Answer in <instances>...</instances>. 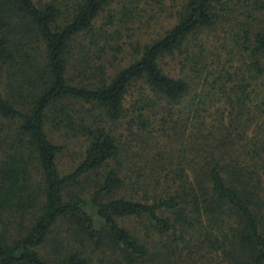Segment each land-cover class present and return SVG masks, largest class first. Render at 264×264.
Instances as JSON below:
<instances>
[{"label":"trees","instance_id":"obj_1","mask_svg":"<svg viewBox=\"0 0 264 264\" xmlns=\"http://www.w3.org/2000/svg\"><path fill=\"white\" fill-rule=\"evenodd\" d=\"M169 1L0 0V264H264V0Z\"/></svg>","mask_w":264,"mask_h":264},{"label":"rangeland","instance_id":"obj_2","mask_svg":"<svg viewBox=\"0 0 264 264\" xmlns=\"http://www.w3.org/2000/svg\"><path fill=\"white\" fill-rule=\"evenodd\" d=\"M179 1L180 0H178V2ZM175 11H176V7H174L172 3L169 0H167L166 10L157 11L155 17L152 19L150 18L149 15H146L144 18H142L141 24L146 23L147 21H149V23L147 25L142 26L140 30L143 31L146 28L149 27L151 28L148 30L147 33L144 32L142 35H140L139 38H141L142 41L148 40L149 38H151L152 32L153 34H155L156 32L164 31L165 29L170 27L175 21ZM124 59L125 61L122 62L123 64L129 60V57L126 56ZM174 66L175 65L173 59L170 58V56L165 57L164 59L161 60V67L167 73L174 75L175 74ZM3 77H4L3 82L5 84L7 78H5V75ZM139 87H142V84L138 83L134 87L135 91L134 93L132 92L130 93L129 100H131L132 97H134L133 95L137 94V90L139 89ZM73 104L76 105V108H80L81 110L89 109L88 108L89 106L83 104L82 102L81 103L73 102ZM127 120L128 118H124L121 120L120 123H116L117 126H113V129L116 132V136L120 138H124L127 135V130H128ZM46 129L48 131L50 140L53 143L59 144L63 147L62 151L58 155L57 164H58V169L62 175L68 174L77 166V164L83 158L84 151L87 146V141L83 136H74L72 135V133L68 132L67 129H65L64 127L60 125L54 126L51 122L50 124H47ZM89 190L90 189L87 188L86 190L87 193ZM87 211L89 212L90 216L92 217L93 221L98 227L100 225V220L98 219L96 214L93 212L92 209H87ZM133 228L140 229L141 226L138 223ZM58 232L60 236L59 239H63L65 237L68 238V240L66 241H70L72 239L67 231V226L65 223H61L59 225ZM71 247L79 248L77 244H72V243L70 248ZM47 250H48L47 253L48 257L51 259V261L55 262L56 259H58L59 257L57 256L56 252H54V248H49ZM47 255L45 256L46 258ZM88 258L90 260L89 261L90 264H119L118 259H115L113 255L107 251L97 252V251H93L91 248H88Z\"/></svg>","mask_w":264,"mask_h":264}]
</instances>
